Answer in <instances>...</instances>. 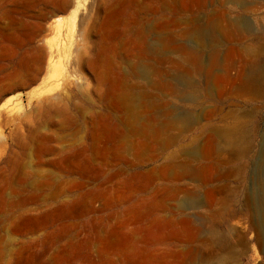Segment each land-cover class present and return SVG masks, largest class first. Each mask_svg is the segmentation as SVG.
<instances>
[{"label":"rangeland","instance_id":"rangeland-1","mask_svg":"<svg viewBox=\"0 0 264 264\" xmlns=\"http://www.w3.org/2000/svg\"><path fill=\"white\" fill-rule=\"evenodd\" d=\"M236 167L264 189V0H0V264H259L255 199L220 254Z\"/></svg>","mask_w":264,"mask_h":264},{"label":"crops","instance_id":"crops-1","mask_svg":"<svg viewBox=\"0 0 264 264\" xmlns=\"http://www.w3.org/2000/svg\"><path fill=\"white\" fill-rule=\"evenodd\" d=\"M239 149L244 151L243 153L237 151L238 155L241 156L240 158H243L248 149L243 147ZM218 160L219 165L226 164V156L224 154H220ZM244 172V168L237 169V167L233 171L221 170L219 176L213 182V209L214 213H219L218 220H214L215 224H219L217 239L220 243L218 245L226 250L220 251V254L247 257L253 253L252 231L243 230L238 234L233 232V224L237 217H242L243 222H246V216L250 214H248L246 206L254 199L259 201V193L262 186H258L260 188L257 192L249 191L247 185L244 184L246 182ZM260 238L264 239V237ZM259 264H264V259Z\"/></svg>","mask_w":264,"mask_h":264},{"label":"bare ground","instance_id":"bare-ground-1","mask_svg":"<svg viewBox=\"0 0 264 264\" xmlns=\"http://www.w3.org/2000/svg\"><path fill=\"white\" fill-rule=\"evenodd\" d=\"M259 206L260 207V214H264V189H261L259 193Z\"/></svg>","mask_w":264,"mask_h":264}]
</instances>
